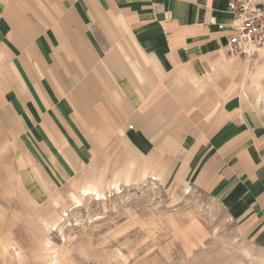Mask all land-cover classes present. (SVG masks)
Listing matches in <instances>:
<instances>
[{"label":"crops","instance_id":"obj_1","mask_svg":"<svg viewBox=\"0 0 264 264\" xmlns=\"http://www.w3.org/2000/svg\"><path fill=\"white\" fill-rule=\"evenodd\" d=\"M227 1L0 0V118L54 182L190 181L264 249V53L229 55Z\"/></svg>","mask_w":264,"mask_h":264},{"label":"rangeland","instance_id":"obj_2","mask_svg":"<svg viewBox=\"0 0 264 264\" xmlns=\"http://www.w3.org/2000/svg\"><path fill=\"white\" fill-rule=\"evenodd\" d=\"M17 123L0 118V264H264V249L190 181L97 175L95 164L54 182L24 151Z\"/></svg>","mask_w":264,"mask_h":264},{"label":"built area","instance_id":"obj_3","mask_svg":"<svg viewBox=\"0 0 264 264\" xmlns=\"http://www.w3.org/2000/svg\"><path fill=\"white\" fill-rule=\"evenodd\" d=\"M232 15L231 35L226 48L234 58L253 59L264 53V0H228ZM226 25L222 23V31Z\"/></svg>","mask_w":264,"mask_h":264}]
</instances>
